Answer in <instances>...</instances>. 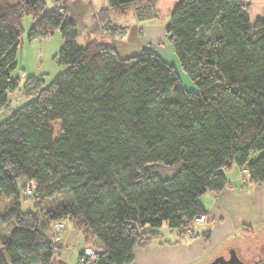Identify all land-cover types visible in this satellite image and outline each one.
Masks as SVG:
<instances>
[{
	"label": "trees",
	"instance_id": "1",
	"mask_svg": "<svg viewBox=\"0 0 264 264\" xmlns=\"http://www.w3.org/2000/svg\"><path fill=\"white\" fill-rule=\"evenodd\" d=\"M157 2L108 0L103 34L126 33L112 14L143 6L137 16L148 19ZM46 6L0 0V111L20 86L11 72L25 17L30 39L60 30L55 60L68 67L50 85L29 77L23 93L36 99L0 124V196L10 199L0 224L13 228L0 233V264H51L62 249L49 237L59 222L101 250V264H133L165 224L179 239L209 240L211 230L194 231L210 216L199 198L232 187L225 171L237 167L242 189L264 185V18L252 23L239 0H181L166 31L189 90L150 50L121 58L99 41L79 46L76 25ZM28 183L35 211L25 212L19 192Z\"/></svg>",
	"mask_w": 264,
	"mask_h": 264
},
{
	"label": "crops",
	"instance_id": "2",
	"mask_svg": "<svg viewBox=\"0 0 264 264\" xmlns=\"http://www.w3.org/2000/svg\"><path fill=\"white\" fill-rule=\"evenodd\" d=\"M180 1L181 0H175L174 7H176ZM239 1H242L248 6V14L252 23H254L257 18H264V0ZM63 2L65 5L61 8L62 12L65 15L66 21L73 22L76 25L78 29V38L80 35L84 36L86 45L92 41H99V39H92V36L95 35H98L102 40L105 39L106 36L102 32L98 20V14L101 10L108 8V0H63ZM53 9L54 6L52 10ZM131 10L134 11L133 13L136 17L131 28H129V26L125 27L117 25L115 19L119 16L114 14L111 15L112 24L116 27L125 28L126 33L117 39L106 38L115 40V44L118 43L121 48L120 50H122L123 40L128 37V49L123 52L124 55H120L121 51L119 52L116 46H113L112 48L117 51L121 58L131 57L128 55L131 53L134 54L133 56L138 55L140 54L138 52L147 49L158 54L166 62L176 67L177 63H174L175 61H172V63L167 61L162 54L166 51V45H170L174 51L173 41L166 31L170 18L166 23L159 25L154 22V19H157V12L156 16L141 20L138 18L137 13L138 10H143V6H133ZM139 30L140 32L143 30L145 36H140ZM132 36L134 38H132ZM99 42L104 43L103 41ZM78 45L81 46L80 44ZM161 51L163 52L161 53ZM177 60H179L178 57ZM229 180L232 187L224 191L219 197L215 194H212L211 196L213 201L209 209L206 208L210 213V216L208 217L209 221L206 222L209 224L208 229H204L200 233L197 232V234L200 235L206 230H211L209 240H205L202 237H187L185 239H179V241L176 240L171 244H158V246L155 247L150 246L145 249L137 250L133 264H194L211 257L213 252L224 240L229 238L235 229H238L239 227L243 228L245 225L251 226L249 225L251 220L247 222L245 218H241L245 216L241 215L240 217V208L243 209V212H247L248 214L251 213L248 216L253 221H264V185H250L249 187L242 189V177L239 179L238 176H235L229 178ZM66 230L67 227L65 232ZM65 232H63V234ZM65 236L64 238L62 237L61 240H66ZM64 242L63 244H66ZM176 242L179 243L175 244ZM210 262H208V264H210Z\"/></svg>",
	"mask_w": 264,
	"mask_h": 264
},
{
	"label": "rangeland",
	"instance_id": "3",
	"mask_svg": "<svg viewBox=\"0 0 264 264\" xmlns=\"http://www.w3.org/2000/svg\"><path fill=\"white\" fill-rule=\"evenodd\" d=\"M10 1L14 3L17 0ZM46 2L47 6L45 12H50L52 11L53 6H60L61 4L62 6L53 10L62 11L61 8L65 5L64 2H59L55 4L52 3V1L50 0H46ZM174 2L175 0H158L157 6L155 8L158 15L157 19H154V22L158 23L159 25L166 23L175 8ZM133 12L134 11L131 10L127 16L116 18L115 23L117 25L125 27L129 26V28H131L132 24L136 20V17ZM31 26L32 19L30 17H25L23 19L24 33L22 35V42L20 43L17 51V68L11 72L12 79L19 80L20 86L16 90L9 93L10 106L0 111V124L8 120L17 109L33 102L36 99V97H27L23 93L24 84L29 77L34 76L42 78L45 82V85H50L53 79L58 74L63 73L68 69L67 66L59 65L55 60L56 55L64 44L60 30H55L51 35L48 36H41L34 39H30L29 30ZM140 30V36H145V32L143 30L140 32ZM132 38L134 37L132 36ZM92 39H99V41H103L106 45L110 47L116 46L119 52L121 51L120 55H124L123 52L128 49V37L123 40L122 50H120L121 48L118 43L115 44V40H111L106 37L102 40L98 35L92 36ZM77 43L81 46H85V37L80 35V37L77 39ZM165 50L166 51L164 52L161 51V53L163 52L162 54L167 59V61L171 63L172 61H175L174 63H177L176 69L180 75L181 81L183 82L184 86L189 90H196L195 85L190 81L187 74H185L182 70L180 61L177 60L175 52L172 50L171 46L166 45ZM128 55L132 57L134 54L131 53ZM260 154L261 153L259 152L253 155V157H257ZM225 173L228 178L238 176L239 179H241V174L237 167H233L232 170L225 171ZM20 187L21 188L19 192V201L22 210L25 212L35 211L32 195L30 196L27 195L25 191L23 192L22 184ZM212 194L213 193H207L199 198V202L205 208L209 209L213 201L211 197ZM7 200L10 201V199ZM7 200L4 197L0 196V215L3 214L9 207V203L7 202ZM11 204H13L12 200ZM240 211V217L241 215L245 216L241 218H245L247 222L251 220L249 225H251V227L253 228L252 235L246 234L243 228L239 227L238 229H235V231L229 236V238H227L220 244V246L213 252L211 257L203 259L194 264H208L210 260L212 261L214 257L228 249H232V251L237 255V257L252 262L254 261V258L258 260V258L264 257V221H253L248 216L251 213L248 214L247 212H243V209L241 208ZM207 221L209 220L206 217V221L204 222L205 224H196V226L194 225V231L200 233L202 230L208 229L209 224L206 223ZM65 225L67 226V230L66 232L64 231L65 233L62 234V237L64 238L65 234L67 233L65 236L66 240H61L60 243H57V241L53 237V229L49 233V237L52 241H54V243L62 244V249L58 254L53 257L51 264H78V252L79 250L85 247L82 235L73 227V225L69 222H67ZM8 227H10V229L12 228L11 225L8 226L0 224V233L6 232ZM159 232L162 234V237L159 241H156L152 245V247L158 246V244L160 243H173L176 240H179L177 233L175 231H172L166 224L161 229H159ZM63 242L66 244H63ZM253 264H257V262Z\"/></svg>",
	"mask_w": 264,
	"mask_h": 264
},
{
	"label": "built area",
	"instance_id": "4",
	"mask_svg": "<svg viewBox=\"0 0 264 264\" xmlns=\"http://www.w3.org/2000/svg\"><path fill=\"white\" fill-rule=\"evenodd\" d=\"M62 6V4L60 5ZM59 5H56L54 9H57L60 7ZM35 188L34 183H28L26 185L25 193L27 195H32L33 190ZM206 218L202 216L198 221L199 222H205ZM66 229V225L63 222L56 223L53 226V236L57 243L61 242V237L63 232ZM59 246H62V244H57ZM101 257H102V252L101 250L92 247V246H85L82 248L79 253H78V264H101ZM109 264V263H106Z\"/></svg>",
	"mask_w": 264,
	"mask_h": 264
},
{
	"label": "flooded vegetation",
	"instance_id": "5",
	"mask_svg": "<svg viewBox=\"0 0 264 264\" xmlns=\"http://www.w3.org/2000/svg\"><path fill=\"white\" fill-rule=\"evenodd\" d=\"M256 262L257 264L264 263V257H260L258 258V260L254 258V261L252 262L237 257V255L232 251V249H228L214 257L210 264H253Z\"/></svg>",
	"mask_w": 264,
	"mask_h": 264
}]
</instances>
